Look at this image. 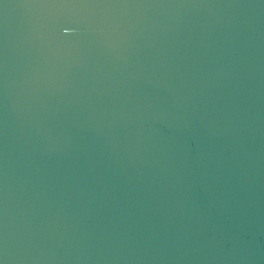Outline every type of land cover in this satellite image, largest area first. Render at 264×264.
I'll return each instance as SVG.
<instances>
[{
	"label": "water",
	"instance_id": "water-1",
	"mask_svg": "<svg viewBox=\"0 0 264 264\" xmlns=\"http://www.w3.org/2000/svg\"><path fill=\"white\" fill-rule=\"evenodd\" d=\"M0 264H264V0H0Z\"/></svg>",
	"mask_w": 264,
	"mask_h": 264
}]
</instances>
